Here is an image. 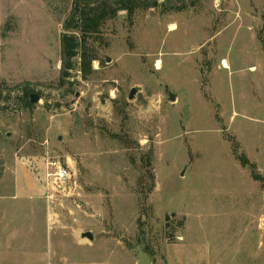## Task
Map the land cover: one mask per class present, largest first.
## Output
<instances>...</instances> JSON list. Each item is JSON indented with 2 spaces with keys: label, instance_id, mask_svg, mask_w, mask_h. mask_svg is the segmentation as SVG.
Wrapping results in <instances>:
<instances>
[{
  "label": "rangeland",
  "instance_id": "rangeland-1",
  "mask_svg": "<svg viewBox=\"0 0 264 264\" xmlns=\"http://www.w3.org/2000/svg\"><path fill=\"white\" fill-rule=\"evenodd\" d=\"M84 1L0 0V264H264V0L120 11L64 80Z\"/></svg>",
  "mask_w": 264,
  "mask_h": 264
},
{
  "label": "trees",
  "instance_id": "trees-1",
  "mask_svg": "<svg viewBox=\"0 0 264 264\" xmlns=\"http://www.w3.org/2000/svg\"><path fill=\"white\" fill-rule=\"evenodd\" d=\"M158 6L156 0H86L78 2L73 14L65 24V33L61 38L62 77L69 79L80 58V69L85 76L91 75L92 62L97 59L89 49V38L99 33L103 24L120 11L133 12L137 9H151ZM80 33V34H77ZM27 97V105L29 94Z\"/></svg>",
  "mask_w": 264,
  "mask_h": 264
},
{
  "label": "built area",
  "instance_id": "built-area-1",
  "mask_svg": "<svg viewBox=\"0 0 264 264\" xmlns=\"http://www.w3.org/2000/svg\"><path fill=\"white\" fill-rule=\"evenodd\" d=\"M46 194L49 199L53 198L56 192L66 188L72 180V172L68 166L59 161H52L45 164L44 172Z\"/></svg>",
  "mask_w": 264,
  "mask_h": 264
},
{
  "label": "water",
  "instance_id": "water-1",
  "mask_svg": "<svg viewBox=\"0 0 264 264\" xmlns=\"http://www.w3.org/2000/svg\"><path fill=\"white\" fill-rule=\"evenodd\" d=\"M137 89H132L131 94H130V99H133L134 95L136 94ZM175 97L171 96V101H174ZM39 101V98L35 95L31 96V103L32 104H36ZM83 237L88 238L89 240H93L94 237L91 233H87L85 235H83ZM135 251L137 252V259H138V263L137 264H152V258L149 254H147L144 251V248L142 246H137L135 248Z\"/></svg>",
  "mask_w": 264,
  "mask_h": 264
},
{
  "label": "bare ground",
  "instance_id": "bare-ground-1",
  "mask_svg": "<svg viewBox=\"0 0 264 264\" xmlns=\"http://www.w3.org/2000/svg\"><path fill=\"white\" fill-rule=\"evenodd\" d=\"M225 63V62H224Z\"/></svg>",
  "mask_w": 264,
  "mask_h": 264
}]
</instances>
